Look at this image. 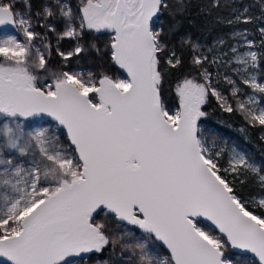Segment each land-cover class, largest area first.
<instances>
[{"label": "snow or ice", "instance_id": "1", "mask_svg": "<svg viewBox=\"0 0 264 264\" xmlns=\"http://www.w3.org/2000/svg\"><path fill=\"white\" fill-rule=\"evenodd\" d=\"M177 5L182 12L184 0ZM259 6L264 18V0ZM167 8V0H82L77 25L71 6L60 0L45 6L46 18L58 9L64 20L60 39L78 41L85 29L112 33L111 59L127 79L61 71L41 85L35 71H47L48 61L39 48L33 57L31 41L38 34L32 20L10 0H0V28L14 27L26 38L23 43L15 35L0 38V117L7 121L0 122V264H76L77 259L84 264L89 254L123 241L125 224L144 234L122 245L137 253L139 264H256L251 257L226 256L229 247L264 264V198L244 200L235 190L241 169L256 174L260 169L240 154L222 168L220 153L205 145L197 123L206 115L201 106L210 94L222 102L226 98L203 68L208 56L190 38L181 44L191 48L193 65L203 68L204 83L185 78L177 84L175 112L162 100L166 70L182 66L164 29L154 28V18ZM248 11L228 23L252 22L256 17ZM259 33V45L237 33L247 50L232 48L231 63L242 84L264 94V27ZM85 50L77 43L59 55L67 60ZM225 79L237 95L236 81ZM258 104L253 95L238 107L264 126V107ZM43 115L57 127L27 131L20 122ZM60 129L66 131L67 148ZM29 156V167L18 162ZM260 180L264 183V176ZM100 212L117 222L115 235L97 222ZM202 219L219 235L203 227ZM156 242L170 254L154 255Z\"/></svg>", "mask_w": 264, "mask_h": 264}, {"label": "rangeland", "instance_id": "2", "mask_svg": "<svg viewBox=\"0 0 264 264\" xmlns=\"http://www.w3.org/2000/svg\"><path fill=\"white\" fill-rule=\"evenodd\" d=\"M10 2L15 5L16 11L31 18L33 23L32 30L38 34L37 37L31 41L33 45V57L35 58V49L39 48L40 51L45 54V58L48 61L46 65L47 71L43 69H37L35 71V74L41 77V80L38 82L39 84L51 83V73L61 71L81 72L85 75L93 73L97 78H99L100 74L106 73L113 76V78L127 79V75L111 59L110 42L112 33L109 31L101 30L100 32H96L95 30L85 29L78 41L73 38L60 39V34L65 30V26L63 18L58 14V9H54L57 11V15L53 17L46 18L43 12L45 6L52 7L56 0H42L40 6H38L36 0H10ZM60 3L72 7L73 12L77 14L75 23L78 25L81 20L79 9L82 0H60ZM244 8H248V6L242 7L237 3L232 6V10L235 12L234 19L236 15L243 12ZM37 13H39V15H37ZM161 27L158 20L154 24V28L159 29ZM52 28H55V31H52ZM237 33H245L248 40L255 42L252 38V31L236 22V26H234L231 31L218 35L211 43L204 42L200 44V51L208 56V61L205 62L203 68H207L208 72L211 73L212 86L226 98V102H222L218 100L216 96L210 94L207 98V102L201 106V110L205 112L206 115L200 118L199 128L201 130L202 139L205 141V145L209 150L213 154L217 152L220 153L218 161L222 168H228L233 156L235 154H240L244 156L250 164L260 169L259 174L241 169V174L235 177V190L240 194L242 199L251 201L252 199L259 200L260 198H264V183L260 180V176H264V160L257 155L255 156L253 151L241 141L230 138L228 134L222 131L213 132L211 125H208L206 121L211 108H213L216 103H220L225 107H228V105L233 106L234 103L238 106V103L244 102L249 96L254 95L256 100L259 101L256 107H264V99L261 97V93H254L250 87L242 84L240 76L233 71L236 66L234 63H231L235 57L232 48H237L238 52L241 53L247 50L246 40L243 36L237 35ZM7 35L17 36L22 43L26 40L24 34L14 27L10 30L0 29V38ZM77 43L83 45L86 50L78 55L69 57L67 60L59 55V52L68 53L73 51ZM93 45H95V47H92ZM214 57L217 58L216 63H212ZM2 61L3 57H0V62ZM203 68H198L199 71H194L193 73L179 75L175 80V91L177 84L181 83L185 78L195 79L199 83H204L203 76L201 75ZM225 77H229L236 81V84L240 87V92L237 95H233V85L230 84ZM258 79H260L259 75ZM227 88L228 90H226ZM176 96L178 99L177 104L172 106L165 105L171 112H175L179 108L180 99L177 93ZM0 122L7 121H5L3 117H0ZM20 122L25 126L27 131L40 128L55 129L57 127L56 123L48 119L22 118ZM59 131L64 133L60 136V141L64 147L67 148L69 146V141L67 140L66 132L63 129ZM31 159V156L20 157L18 162L24 164L25 167H29ZM241 181L247 182L251 186L249 189L252 191H249L248 188L243 189ZM95 218L97 222L105 223L110 233L115 235L118 232L117 222L111 215H105L103 212H100ZM206 224L207 223L202 221L203 227L219 235L217 231L212 229V226L208 227L209 224ZM123 229L124 231L121 233L124 235L123 241L117 244L115 248L109 244L105 247L103 253L89 254L85 257L84 264H98L100 261H108V264H139L137 253L132 248H124L122 245L125 242L131 243L135 240H139L144 234L141 229L134 225L125 224L123 225ZM150 248H152V246H150ZM153 254L161 257L169 255L167 250L159 242H156ZM238 254L239 252L233 250L231 247L225 252L226 256L237 258L251 257L253 260L258 261L250 254H244L243 257ZM76 264H81L79 259H77ZM256 264H259V262H256Z\"/></svg>", "mask_w": 264, "mask_h": 264}, {"label": "trees", "instance_id": "3", "mask_svg": "<svg viewBox=\"0 0 264 264\" xmlns=\"http://www.w3.org/2000/svg\"><path fill=\"white\" fill-rule=\"evenodd\" d=\"M41 2L37 0L38 4ZM167 3L168 8L162 9L159 23L164 29L169 47L175 48L182 59L181 67L175 70L167 69L164 76L162 100L165 105L172 106L178 101L175 91L176 78L181 74L199 71L192 63L191 48L182 45V39L190 38L200 45L204 42L211 43L218 35L231 31L236 26V22L228 23V21H235L232 6L237 3L242 7L247 5L249 14L256 17L250 23H244L243 20L237 23L249 28L253 34L252 38L259 45L261 40L259 29L264 26V18H261L260 0H184L185 7L182 12L177 11V0H167ZM217 4L219 7L216 6ZM173 25H176V28L170 31ZM261 68L264 70V64ZM261 97L264 99V94H261ZM226 108L216 103L206 118L207 124L211 125L213 132L222 131L230 138L241 141L253 151L255 156L264 160V126L259 125L258 122H251L246 112L241 111L235 103L232 106L233 111L229 112ZM241 185L243 189L251 187L247 182H242ZM212 229L217 231L215 228Z\"/></svg>", "mask_w": 264, "mask_h": 264}, {"label": "water", "instance_id": "4", "mask_svg": "<svg viewBox=\"0 0 264 264\" xmlns=\"http://www.w3.org/2000/svg\"><path fill=\"white\" fill-rule=\"evenodd\" d=\"M160 14L161 13H159L158 14V18H154V24L159 20V18H160ZM12 27H7V28H1L2 30H10ZM122 71L127 75V73L122 69ZM30 118H32V119H48V120H51L52 122H54V123H56V121L53 119V118H51V117H49V116H47V115H43V116H36V117H30ZM198 123V126H199V121L197 122ZM66 132V131H65ZM202 221L203 222H205V223H207V224H209L210 226H212L211 224H210V222H208V221H206V220H203L202 219ZM213 228H215L214 226H212ZM217 232H218V230H217ZM219 233V232H218ZM160 243V242H159ZM161 244V243H160ZM162 245V244H161ZM163 246V245H162ZM165 249H166V247L165 246H163ZM233 249V248H232ZM167 250V249H166ZM233 250H235V251H237V252H239V250H237V249H233ZM167 252H168V250H167ZM169 253V252H168ZM170 254V253H169ZM246 254H250V255H252L251 253H246ZM256 258V257H255ZM257 260H258V258H256Z\"/></svg>", "mask_w": 264, "mask_h": 264}, {"label": "flooded vegetation", "instance_id": "5", "mask_svg": "<svg viewBox=\"0 0 264 264\" xmlns=\"http://www.w3.org/2000/svg\"><path fill=\"white\" fill-rule=\"evenodd\" d=\"M41 1H42V0H41ZM36 2H37V0H36ZM41 3H42V2H41ZM41 3H40V4H38V3H37V4H38V6H40V5H41ZM12 28H13V27H12ZM12 28H11V29H12ZM0 29H1V28H0ZM126 225H127V224H126ZM106 251H107V249H106ZM102 253H103V252H102ZM92 254H96V253H92Z\"/></svg>", "mask_w": 264, "mask_h": 264}]
</instances>
